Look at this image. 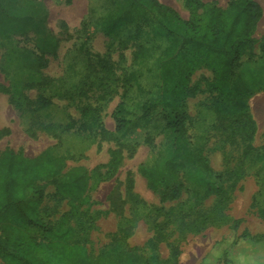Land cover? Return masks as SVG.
Segmentation results:
<instances>
[{"label":"rangeland","instance_id":"obj_1","mask_svg":"<svg viewBox=\"0 0 264 264\" xmlns=\"http://www.w3.org/2000/svg\"><path fill=\"white\" fill-rule=\"evenodd\" d=\"M120 1L37 0L38 19L44 17L41 2L48 10L47 27L38 20L29 39L18 40L29 49L22 61L37 56L31 62L35 75L15 93L12 87L19 88L23 79L20 69L11 68L18 71L15 85L13 76L0 72V155L13 150L28 159H56V177L39 182L45 188L40 217L53 227L72 228L69 244L85 247L91 257L126 248L144 257L158 255L168 264H225L226 259L264 264V16L254 31L256 46L236 69L253 88L246 107L230 108L231 96L216 90L207 68L194 71L188 82V142L220 177L224 194L203 197L186 179L187 170L199 164L184 162L181 195L170 199L169 191L151 190L139 172L171 142L162 115H140L156 90L157 62L168 43L137 15L105 35L102 20ZM158 1L191 21L214 4L226 9L236 0ZM255 1L264 11V0ZM29 2L10 0L7 12L19 18L24 13L19 5ZM20 29L17 23L12 31L18 35ZM45 34L52 45L44 44ZM119 107L127 121L121 132L113 116ZM74 172L86 177L79 199L58 189ZM0 242L29 257L54 258L66 248L14 222L0 225ZM0 264H5L1 258Z\"/></svg>","mask_w":264,"mask_h":264},{"label":"trees","instance_id":"obj_2","mask_svg":"<svg viewBox=\"0 0 264 264\" xmlns=\"http://www.w3.org/2000/svg\"><path fill=\"white\" fill-rule=\"evenodd\" d=\"M39 9L41 12V6ZM132 15L140 17L155 36L168 43L157 62L156 90L141 106L140 115L141 118L155 113L162 115L171 142L152 164L139 167L140 174L151 190L169 191V198L176 199L183 188L179 174L182 164L195 162L199 165L187 170V181L201 188L203 197L223 195L220 177L213 173L200 151L191 149L188 142L186 99L191 94L188 82L194 71L207 68L215 75L216 90L231 96L230 108L246 107L245 100L252 95L253 88L244 76H236V69L241 58L257 44L254 31L264 16L262 6L255 0L232 1L226 9L214 4L201 19L184 21L158 0H123L103 18L104 34L110 36L118 31ZM46 44L52 45V42ZM137 55L142 57L140 51ZM262 82L259 77L258 83ZM120 113L123 108L119 107L113 115L119 132L127 123ZM55 160L51 155L28 159L13 150H5L0 155V225L24 224L66 246L63 253L54 258L49 255L29 257L10 251L0 242V258L5 264H168L158 255L144 257L126 248H112L91 257L85 247L75 242L69 244L74 234L72 228H56L46 223L39 210L45 188L39 182L56 177ZM58 189L67 190L71 197L79 199L86 190V177L74 172L58 182ZM261 214L264 217V208ZM225 264H231L229 259Z\"/></svg>","mask_w":264,"mask_h":264},{"label":"crops","instance_id":"obj_3","mask_svg":"<svg viewBox=\"0 0 264 264\" xmlns=\"http://www.w3.org/2000/svg\"><path fill=\"white\" fill-rule=\"evenodd\" d=\"M10 0H3V2H0V72L3 75H11L14 77V85L18 81V76L15 74L18 72L17 70L11 69L13 68H19L20 72H22L23 79L21 81V86L19 88H16L15 86L12 87L13 91L15 93H19L23 91V89L26 88L27 85L30 84L31 76L35 75V71L32 69L35 65H33L31 62L32 60L35 61L37 59V56L34 54L32 58L28 56L29 60L27 58L25 60H21L20 58L24 54V52L28 51L29 49L23 47L22 45L18 44V40L29 39V36L31 35V27L34 28L37 25V21L39 20V24H43L44 28L47 27V15L48 10L43 3L41 2V8L44 12V17L37 18V0H24L25 2H29L28 4L21 3L19 5L20 11H24V13L19 15V18L16 17V14L14 16L13 10H10V12H7L6 4ZM13 8V7H12ZM30 9L34 10L33 13H31ZM21 21V23H20ZM25 21V23H24ZM17 23L20 24V27L23 29L19 32L18 35H15L12 31L16 28ZM41 26V25H40ZM5 29V31H3ZM9 33L7 39L5 35ZM34 34V33H33ZM5 38V39H4ZM51 38V39H50ZM47 37L46 34L44 36V44H46ZM48 42H52V37L49 35ZM25 46V45H24ZM46 54V50H45ZM8 61L11 63L14 61L17 65H7ZM20 61V64L18 63Z\"/></svg>","mask_w":264,"mask_h":264}]
</instances>
